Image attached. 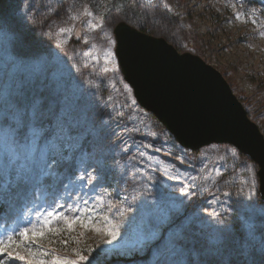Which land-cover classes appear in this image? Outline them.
I'll return each instance as SVG.
<instances>
[{"label": "rangeland", "instance_id": "obj_1", "mask_svg": "<svg viewBox=\"0 0 264 264\" xmlns=\"http://www.w3.org/2000/svg\"><path fill=\"white\" fill-rule=\"evenodd\" d=\"M37 15L39 27L29 23ZM120 21L141 26L137 29L216 68L264 134V0H0V83L6 88L19 73L30 75L31 87L45 102L46 122L55 125L60 119L73 146L53 163L46 191L38 185L25 189L14 176L0 175V239L14 234L22 240L19 232L38 223L39 213L52 210L53 203L57 210L62 203L71 206L82 197L80 205L87 209L82 218L92 221L89 228L68 230L53 221L59 234L28 245L48 251L49 260L78 259L75 253L81 252L88 264H155L158 259L162 264H264L259 166L229 143L185 148L140 107L133 90L126 91L131 87L118 60L114 68L105 59V33L113 34ZM61 28L69 31L60 34ZM72 39L78 41L75 46ZM57 41L63 46L58 48ZM42 64H54L55 76L43 72ZM148 144L153 147L141 146ZM81 158L96 165L102 176L94 190L72 187ZM193 176L200 179L192 181ZM187 183L196 187L187 189ZM253 184L256 194L249 198ZM182 189L190 194L182 196ZM125 196L130 201L135 197V211L120 239L106 245V234L94 229L107 227L104 218L128 206ZM213 199L218 202L212 204ZM179 200V212L170 211ZM165 213L169 218L160 223L158 216ZM156 228L165 238L179 231L180 251L168 260L159 256L155 243L149 245L151 252H135ZM20 254H25L22 249ZM0 264L24 262L5 256Z\"/></svg>", "mask_w": 264, "mask_h": 264}, {"label": "snow or ice", "instance_id": "obj_2", "mask_svg": "<svg viewBox=\"0 0 264 264\" xmlns=\"http://www.w3.org/2000/svg\"><path fill=\"white\" fill-rule=\"evenodd\" d=\"M165 6L171 10L170 6ZM29 12H31V8H29ZM29 23L35 27L42 25L38 15L29 17ZM253 23H256V21H253ZM92 27L95 28L96 25L93 24ZM67 31L69 29L61 28L60 34ZM47 35L52 36V33L49 32ZM105 35L107 38L106 62H110L114 68H118L117 56L120 54V47L123 46L124 41L121 40L118 32L115 35L109 33H105ZM56 46L58 48L62 47L63 41H57ZM86 55L91 54L86 53ZM42 71L54 77L58 69L54 64H42ZM30 81V75L19 73L6 88L3 83H0V175L14 176L18 185L25 189L29 186L38 185L41 191H46L48 185L45 181L50 174L53 163H59L63 153L73 146L69 143L71 140L68 134L69 129L65 127L60 119L56 120L55 125L51 121L46 122L45 102L42 98H38V94L31 87ZM88 83L90 87L94 86L91 81ZM126 91L131 93L132 89L126 88ZM141 146L153 147L151 144ZM154 150L161 151V149ZM181 163H184V161L182 160ZM79 166L81 172L71 182L72 187L80 191L91 186L94 190L95 182L98 178L102 179L96 165L81 158ZM205 167L207 168V165ZM221 174L223 175V173ZM146 179L152 184L157 183L151 175H147ZM199 179L197 176L191 177L192 181H198ZM181 183L185 184L184 181H181ZM244 183L247 184V181ZM194 187H196L195 183L186 184L187 189ZM254 189L255 184L249 187L247 191L249 198L256 194ZM189 194L187 190H181L182 196H188ZM231 194L230 192L223 193L225 196ZM82 199V197H77L71 206H67L66 203L59 204V210H57V205L53 203L52 210L38 214V223L32 224L31 228L25 227L19 232V236L23 238L22 240L16 239L14 234H8L0 239V260L7 256L9 260L23 261L24 264H88L87 255L81 254V252L75 253L78 259H61L58 256H53L49 260L47 259L49 257L48 251H35L27 243L30 240L45 239L49 234H59L61 228L54 226L53 221L62 222L68 230H73L76 225L85 229L89 228L92 221L85 222L82 218L83 212L87 210L80 205ZM124 200L128 204L127 207L119 208L117 214L111 219L109 217L104 218L107 227L94 229L97 232L103 231L106 234L104 241L106 245H113L120 239L121 228L127 221L128 216L135 211V197L130 201L125 196ZM217 202L216 199L211 201L212 204ZM83 205H88V200H83ZM181 205H183V200L171 204L170 211L179 212ZM113 207L118 206L113 205ZM209 214L211 215V213ZM168 218V213L158 216L160 223H164ZM66 243L65 241V246ZM153 243L160 249L159 256L168 260L169 256L180 251L178 247L181 243L179 231L172 230L165 238L159 228L151 230L144 239L138 242L135 252H143L145 249L151 252L149 245ZM21 249L25 254H20ZM155 264H162V259L156 260Z\"/></svg>", "mask_w": 264, "mask_h": 264}, {"label": "water", "instance_id": "obj_3", "mask_svg": "<svg viewBox=\"0 0 264 264\" xmlns=\"http://www.w3.org/2000/svg\"><path fill=\"white\" fill-rule=\"evenodd\" d=\"M117 32L124 41L118 64L140 107L185 148L229 143L250 157L259 166L264 201V134L224 76L199 56L126 21L115 25Z\"/></svg>", "mask_w": 264, "mask_h": 264}, {"label": "trees", "instance_id": "obj_4", "mask_svg": "<svg viewBox=\"0 0 264 264\" xmlns=\"http://www.w3.org/2000/svg\"><path fill=\"white\" fill-rule=\"evenodd\" d=\"M133 27H136V28H138V27H141V26H133ZM78 41L77 40H75V39H72L71 41H70V45L71 46H75V44L77 43Z\"/></svg>", "mask_w": 264, "mask_h": 264}]
</instances>
